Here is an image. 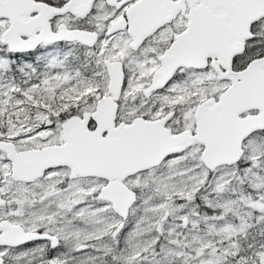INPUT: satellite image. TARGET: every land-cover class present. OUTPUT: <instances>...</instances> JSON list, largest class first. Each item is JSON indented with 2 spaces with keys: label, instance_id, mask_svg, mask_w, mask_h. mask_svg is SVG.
Segmentation results:
<instances>
[{
  "label": "snow or ice",
  "instance_id": "obj_1",
  "mask_svg": "<svg viewBox=\"0 0 264 264\" xmlns=\"http://www.w3.org/2000/svg\"><path fill=\"white\" fill-rule=\"evenodd\" d=\"M0 264H264V0H0Z\"/></svg>",
  "mask_w": 264,
  "mask_h": 264
}]
</instances>
